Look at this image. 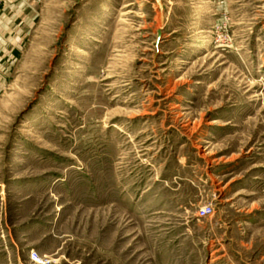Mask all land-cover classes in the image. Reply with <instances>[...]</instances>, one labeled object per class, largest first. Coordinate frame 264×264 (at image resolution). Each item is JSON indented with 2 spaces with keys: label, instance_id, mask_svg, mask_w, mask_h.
I'll list each match as a JSON object with an SVG mask.
<instances>
[{
  "label": "rangeland",
  "instance_id": "374dc122",
  "mask_svg": "<svg viewBox=\"0 0 264 264\" xmlns=\"http://www.w3.org/2000/svg\"><path fill=\"white\" fill-rule=\"evenodd\" d=\"M33 251L264 264V0H4L0 264Z\"/></svg>",
  "mask_w": 264,
  "mask_h": 264
},
{
  "label": "built area",
  "instance_id": "2783aa9c",
  "mask_svg": "<svg viewBox=\"0 0 264 264\" xmlns=\"http://www.w3.org/2000/svg\"><path fill=\"white\" fill-rule=\"evenodd\" d=\"M3 7H4V0H0V15L3 11ZM212 208L210 207H206V208H203L200 212V216L204 217L206 215H208L209 213L212 212ZM31 259L35 262V263H38V264H42L43 263V258L35 251H33L31 253Z\"/></svg>",
  "mask_w": 264,
  "mask_h": 264
}]
</instances>
